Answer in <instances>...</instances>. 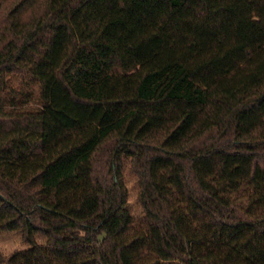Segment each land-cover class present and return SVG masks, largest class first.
Returning <instances> with one entry per match:
<instances>
[{
  "label": "trees",
  "instance_id": "1",
  "mask_svg": "<svg viewBox=\"0 0 264 264\" xmlns=\"http://www.w3.org/2000/svg\"><path fill=\"white\" fill-rule=\"evenodd\" d=\"M0 231V264H264V0H0Z\"/></svg>",
  "mask_w": 264,
  "mask_h": 264
},
{
  "label": "rangeland",
  "instance_id": "2",
  "mask_svg": "<svg viewBox=\"0 0 264 264\" xmlns=\"http://www.w3.org/2000/svg\"><path fill=\"white\" fill-rule=\"evenodd\" d=\"M13 89L17 93L16 99L13 100V108L21 110V89L25 91L34 90L33 84H28V86H21L20 75L12 81ZM31 85V86H30ZM36 91V90H35ZM13 96V95H12ZM9 99V98H8ZM34 99V98H33ZM125 184L128 189V205L131 217L137 220L142 215V208L138 202L137 195V178L134 175L128 173V166L124 170ZM27 247L22 235L18 232L11 231H0V252L4 257H10L16 252H19Z\"/></svg>",
  "mask_w": 264,
  "mask_h": 264
}]
</instances>
